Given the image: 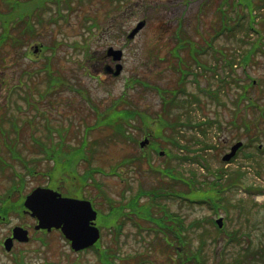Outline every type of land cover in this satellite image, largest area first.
Returning a JSON list of instances; mask_svg holds the SVG:
<instances>
[{
    "label": "rangeland",
    "instance_id": "obj_1",
    "mask_svg": "<svg viewBox=\"0 0 264 264\" xmlns=\"http://www.w3.org/2000/svg\"><path fill=\"white\" fill-rule=\"evenodd\" d=\"M6 1L11 3V7ZM44 1L46 0H24L19 4V0H0V26L5 24L7 15L24 13L29 9L42 10ZM57 1L49 0L54 4H46L45 9L39 13V22L32 14L26 15L25 19L32 26L33 32L22 33L24 26L16 27V24L9 23L8 31H5L9 39L0 44V158L5 162L0 168V205L6 199L5 204L18 209V204H21L26 194L34 187L46 183H50L53 189L62 194L78 196L79 194L75 195L76 191L85 193L84 188L78 187L79 175L88 172V169L99 167L98 173L92 172V181L88 180V194L100 200L93 187V180L99 182L103 193L112 198L114 208L111 212L105 202L100 207L102 213L97 216L101 229L99 253L97 250L75 253L59 235L52 234L44 237L48 243L46 247L33 243L17 244L6 251L1 244L0 264L40 260L54 264H79L80 261L85 264H122L126 260H120L118 254L134 252L145 253L143 259L149 261L142 264L178 262L179 258L174 250L156 242L152 233L148 232L155 229V225L139 219L131 206L147 205L150 202L148 198L134 199L138 188L142 187L143 191H147L172 185L170 180L162 178L165 176L151 171L161 170L166 158L152 155L150 151L145 158L136 160L134 157L139 152L138 142L143 139L142 131L145 130L141 127L138 113H142L143 118L146 115L147 125L155 120V114L158 113L163 117H158V121L161 119L168 123V127L160 130L163 136L158 140L162 146L167 144L165 146L171 148L173 140L186 144L194 134L199 144L206 141L215 146L207 153V163L212 169L222 168L224 165L223 168L230 173L241 175L237 192L233 194L226 190L222 194V207L229 205L227 218L225 217L229 241L224 239L223 234L213 232L206 222L208 217L214 215L207 206L194 203L185 205L169 199V209L183 217L185 227L195 225L185 232L191 244L188 242L184 251L182 246L180 249V253L183 251L180 258L184 264L189 254L188 248L191 247L195 251L197 249V252L201 249V253L207 257L205 264L264 263V55L254 54L255 58L247 67L242 68L238 65L239 57L234 58V48L241 53L249 49V45L239 46L241 43L238 44V36L235 35L227 40L229 43L224 38L217 39L212 45L217 48L229 45V60L234 59L237 67H229L228 73L226 64L220 62L221 58L209 50L200 60L211 67L210 71L202 68L201 74L189 62L192 71L199 74V81L193 83L189 77L183 83L185 94L178 96L179 105L170 111L167 105L164 114L161 105L163 99L168 98V92L160 98L157 91L144 87L147 85L148 88L157 86L168 89L179 85L175 68L182 66V63L179 64L170 54L166 58L167 51L176 48L172 36L176 20L185 21L188 27L192 25L189 19L199 16L202 20L201 34L204 39L209 40L208 33L212 32L209 24H216L219 17L216 6L220 4L219 0L215 3L217 14L212 7L205 12H198L197 8H201L202 0H122L119 3H115L117 0H71L70 9L66 6L70 0H59L62 4L60 12L55 7ZM259 14L264 16V10ZM140 20L146 21L144 28L133 39H127V34ZM261 22L256 21L253 26L264 31V20ZM109 47L123 51L121 75L114 76L105 71V66L114 68L116 63L106 56ZM34 48H37L35 52ZM214 69L219 75L212 72ZM246 76L254 80L253 85L246 90L251 99L235 105L239 95L243 93L240 86L247 80ZM135 79L139 81L136 86L133 85ZM224 80L229 83H224ZM208 89L209 95L206 94ZM120 98L123 103H120ZM253 100L255 106H246ZM117 101L118 105L115 104ZM129 106L138 111L136 120L121 122L124 132L118 135L115 131L116 126L121 125L118 114ZM187 118L191 119L188 130L179 132L177 122L179 125L186 123ZM112 119L115 127L107 123ZM14 122L18 129L13 126ZM243 122L250 124L249 131L244 128ZM154 131L158 133L156 129ZM33 136L41 140V146L34 145ZM165 136L169 138L166 143ZM4 137L14 144L17 138V150L22 152L25 159L34 158V174L28 175L26 166L21 161H10V157L7 158L8 152L1 148ZM238 140L247 146L238 152L231 164H225L221 161L222 155ZM58 141L62 142L60 148L56 145ZM259 143L262 147L257 152L256 145ZM189 145L190 152L202 148V144ZM52 146L56 148L55 156L60 151L68 157L72 155L69 159L74 162V175L60 171L53 176L49 174H53L57 166L56 161L52 160L53 156H45L46 148L49 150ZM80 151V156L73 155ZM248 153L253 154L246 157ZM62 157L63 155H59L58 160L65 163L68 157L64 160ZM172 161L182 175L192 168L201 173V179L206 176L194 164ZM15 172L24 173L25 180L17 187L16 192L11 189L8 194L10 184L15 181L12 178ZM177 189L174 191L181 193L183 197L188 193L183 186ZM260 190L263 192L258 193ZM240 198H244L243 203L238 200ZM240 206L245 208V212H241L238 208ZM97 207L99 208L98 204ZM7 211L9 212L5 216L8 222L0 221V242L10 234L12 226L31 222L28 218L21 219L19 211ZM152 212L161 211L153 208ZM220 214L225 216L223 212ZM113 221L123 225L117 239ZM260 246L261 250L255 249ZM248 247L253 248V251L247 253L244 262L238 260L239 253Z\"/></svg>",
    "mask_w": 264,
    "mask_h": 264
},
{
    "label": "trees",
    "instance_id": "obj_2",
    "mask_svg": "<svg viewBox=\"0 0 264 264\" xmlns=\"http://www.w3.org/2000/svg\"><path fill=\"white\" fill-rule=\"evenodd\" d=\"M7 3L10 4L9 1H6ZM220 4H215L216 0H207L205 2V5L209 6V8H215V12L217 14V7L219 9V17L216 20V24H215V29H214V25L213 23L209 24V29L212 28V32L215 33L216 36V41L217 39H221L224 38L226 41H229V38L231 37V35H235L238 36L237 41L239 46H245L248 47L246 45H249V49H247L246 51H241L240 50L234 48V50L236 51V55L235 57H239L238 59V65L242 68H245L249 65V62L251 60H253L254 54L259 53L264 55V31L261 30V28H255L253 26V23H255L256 21L259 23V21L261 22V20H264V16L261 14H259L261 11L264 10V0H260L259 3H256L253 0H219ZM222 3V4H221ZM216 5V6H215ZM260 10V11H259ZM33 14V13H31ZM233 14V16H232ZM229 16V17H228ZM263 18V19H262ZM5 24L1 27L0 29L2 31H0V44L6 42L9 39V35L7 34L8 31V25L9 23H14L16 24V27H22V23L23 21L20 20V15L19 13L16 15H7L6 18L4 19ZM232 22H234V24H231ZM244 22L246 23V26H244ZM213 26H212V25ZM218 24V25H217ZM262 24V22H261ZM15 26V25H14ZM200 28V25H196V29L194 28V32H197L198 29ZM24 32H28L26 29L24 30ZM29 33V32H28ZM22 35V33L20 34V36ZM251 35V36H250ZM255 35V36H254ZM19 35H17V37H20ZM20 39V38H18ZM11 41H13V39L11 38ZM227 41V43H229ZM203 45H205V43H202ZM183 45L185 46V48H183L181 46L180 48V52L181 54H183L185 52V55H187V57L191 56V53L194 51L193 48H186L189 47L188 44L183 43ZM180 47V46H178ZM203 49V46H202ZM216 57H220L221 59H219V61H223L226 64L227 68V72L229 73V67H233L234 65H237L236 61L233 59L232 61L229 60V45L226 47H223L220 45V47L217 48L216 46ZM174 53L173 56L176 57L178 56V48L173 49ZM192 58V56H191ZM193 59V58H192ZM194 60V59H193ZM215 75H219L217 74V72H214ZM221 78V77H220ZM246 81L245 83H248L247 85H242L241 84V88L246 91L248 87L252 86V83L248 80L249 77L246 76ZM180 84L178 85L175 91L172 92V94H174V97L169 101V102H165L164 105V111L163 113H166L167 108L165 109V107L167 105L168 106V110L170 111L171 109L175 108L176 106H178L179 104V100H177L176 95H178V93H183L185 94V89H183L184 87L182 86V84L184 83V80H180L179 81ZM224 83H229L226 82L225 80L223 81ZM219 87V85H218ZM179 88V89H178ZM173 89V90H174ZM209 91H207V94L209 95ZM215 96V95H214ZM246 97V93L243 92L239 95L237 101L235 102V105L240 102L242 103L243 100H245ZM194 99V98H193ZM188 100V99H187ZM196 100V99H194ZM251 104H247V106H250ZM130 111V107L128 108H124V110L122 109V111L118 114L119 117L118 118V122H120V126L119 125H115L114 120H108L107 123H109L110 125H113L114 127L116 126L117 128H115L116 134L120 135L124 132V125L122 123L130 120L133 118V112L134 111ZM116 115V116H118ZM115 116V117H116ZM163 118V117H162ZM136 120V119H135ZM141 124L146 123V121L143 118L139 119ZM122 122V123H121ZM178 122H177V126H178ZM154 129H156L158 131V133H155L153 136V140H155V144H153V146L159 145L161 146V143L159 141H157V139L161 138L159 136L160 134V130L168 127V123L165 122V120H160V121H154ZM13 126H15L18 129V125L16 122L13 123ZM245 128L246 130L250 129V125L249 124H245ZM178 129V128H177ZM179 132H181L179 130ZM48 133H50V128L48 129ZM193 137V138H192ZM191 139L189 140V142L186 143V146L182 145L185 147L186 151H189L190 145L189 143L193 144V140L196 139V136L192 135ZM10 138V137H9ZM17 142L14 144L12 142L6 141V137H4V140L2 141V149H6V151L8 152V159L10 157V161H21L27 169V174L28 175H32L36 172V169L34 167V165L32 164L34 162V158L33 160L30 159H25V157L22 155V152H19L17 150V146L19 144L18 139L16 138ZM32 141L34 142V145L37 146H41L42 142L38 137L33 136L32 137ZM176 145H180L179 143H174ZM56 145L58 146V148L61 147L62 142L58 141L56 143ZM166 145V144H165ZM55 151L56 148L55 146H52L49 148V150L45 151V156L48 158L50 156L52 157V160L56 161L55 163L57 164L56 168H54V173H49L51 176H53L55 174V172L60 171L61 173H66V172H73V170L71 169V163L73 162L71 158L72 155H70L68 157V155L66 153H64L63 151H60L58 154L59 155H63L62 159L64 160L66 157H68V159L66 160L65 163L60 162L58 160L59 155L55 156ZM82 154V151L77 152L73 155L75 156H80ZM82 157V156H81ZM194 158H199L201 161L207 162L206 156L205 155H200L199 156H193V162L199 161L197 159ZM1 164H5L4 159L0 158V166ZM204 168L206 169V176L204 178H200L199 177V172L190 169L187 170L185 172V174L182 175L181 172H179L176 168V166L170 167L169 169V178L170 182H172V185H168L165 188H169L171 191L172 190H176L179 186H183L185 192H188L185 197L183 199H185L184 204L188 205L191 203L194 204H198V205H209L212 204L213 207H215L216 204L220 203V195L219 193H222L223 190L229 186V182H235V180L237 179V177H239L240 175L237 174H231V177L229 179V171H227L226 169H224L223 167H218L217 169H212L209 166H205L203 165ZM226 175L228 177H226ZM50 176V177H51ZM12 178L15 180L10 184L9 187V191L8 194L10 193V190L14 189L15 187H18L20 184L24 183L25 180V174H20V173H14ZM18 180V181H17ZM204 188V189H203ZM14 191V190H13ZM174 192V191H172ZM178 193V192H175ZM197 193H199V195L197 196ZM181 194V193H178ZM189 196V197H188ZM150 202L147 205H135L133 207V209H135V214L140 217L139 219H144L150 223H153L155 225V229H153L154 231V235L152 232V235L154 236V239L156 242H160L161 244H165L167 246H171V240L176 241L177 243H183V245L185 246L188 242L191 244V241H188V237H186L184 234L185 232H187L189 229H192L193 226H195L194 224L191 226L188 225L187 227H184V223L175 215H172L170 213L167 212L166 208L164 207L163 210H161L162 208H159L156 204H157V199L155 197V195H151L150 196ZM108 203H109V207L114 208V205L111 203V199L108 198ZM229 203V202H228ZM222 205V204H221ZM111 208V209H112ZM153 208H157L159 211L162 212H152ZM155 213V214H153ZM154 215V216H153ZM115 218V217H114ZM113 223H116L115 221H113ZM213 225V224H212ZM210 227V226H209ZM212 229V227H210ZM216 229V228H215ZM213 230V229H212ZM217 231L213 230V232L215 233H219L221 234V230L216 229ZM224 239H228L229 241V232H224ZM116 239H117V235H116ZM202 245H205L204 241H201ZM182 245V244H181ZM258 248V249H257ZM255 248L256 250H261L262 246ZM120 251V250H119ZM253 251V248L248 247V249L243 250L239 253L238 255V260H241L242 262H244L247 253ZM119 253V252H118ZM189 253V254H188ZM188 256H187V261H190L186 264H205V260H207V257L205 256V254L201 253V249L199 252H197V249L195 251V248H188ZM241 253L243 255H241ZM119 258L121 260L125 259L126 262H123L122 264H134L135 260H140L144 258L145 253L143 252H134V253H119ZM127 257H125V256ZM105 256V255H104ZM223 257V256H222ZM192 259V260H191ZM222 264V263H219ZM264 264V263H262Z\"/></svg>",
    "mask_w": 264,
    "mask_h": 264
},
{
    "label": "water",
    "instance_id": "obj_3",
    "mask_svg": "<svg viewBox=\"0 0 264 264\" xmlns=\"http://www.w3.org/2000/svg\"><path fill=\"white\" fill-rule=\"evenodd\" d=\"M109 53H112L114 59H120L121 51L110 50ZM120 68L117 66V73ZM144 144L145 141L141 143V146ZM239 146L240 143L235 144L231 153L225 155L223 159H230ZM24 205L31 210L32 216L38 218L37 228L60 227L75 249L92 244L98 237L97 230L89 226L90 220L95 217V212L92 211L88 202L61 198L50 189L36 188L26 197ZM4 245L6 250H9L11 239H7Z\"/></svg>",
    "mask_w": 264,
    "mask_h": 264
},
{
    "label": "flooded vegetation",
    "instance_id": "obj_4",
    "mask_svg": "<svg viewBox=\"0 0 264 264\" xmlns=\"http://www.w3.org/2000/svg\"><path fill=\"white\" fill-rule=\"evenodd\" d=\"M106 70H111V68L109 66H107L105 68ZM55 190V189H54ZM84 192L85 193H82V197L80 198H85V197H88V187L86 186L84 188ZM62 194V193H61ZM87 194V195H85ZM62 195H65V194H62ZM65 196H69V197H75V196H71V195H65ZM23 208V207H22ZM22 215L21 219L23 218H28L31 220L30 223L28 224H19V225H15V226H12L11 229H10V234L8 236H6L4 238L5 239H9V238H12V230L15 228V227H20L22 228L23 230H25L27 232V235H28V240L27 241H20L18 239H12V247L17 244H21V245H30V244H36L38 246H42V247H46L48 245L47 241L44 240V237L46 236H49V235H52V234H57V235H61V232L60 230H56V229H51V230H44V229H35V226H36V223H37V220L35 218H33L29 212L25 211V209L23 208L21 213ZM1 221H4V222H8V220H6V217H1L0 218ZM4 240H2L0 242V245L2 244L3 245V242ZM66 243L69 245V242L66 241ZM12 249V248H11ZM13 253V252H12ZM78 254H82L81 251H78ZM15 264H54L52 263L51 261H46V260H40V261H34V262H21V263H15Z\"/></svg>",
    "mask_w": 264,
    "mask_h": 264
}]
</instances>
